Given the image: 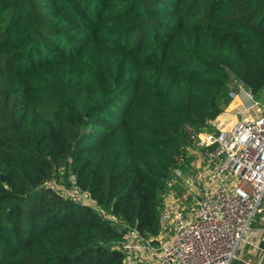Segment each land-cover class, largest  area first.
I'll return each instance as SVG.
<instances>
[{"label": "trees", "instance_id": "trees-1", "mask_svg": "<svg viewBox=\"0 0 264 264\" xmlns=\"http://www.w3.org/2000/svg\"><path fill=\"white\" fill-rule=\"evenodd\" d=\"M240 83L264 0H0V264H128Z\"/></svg>", "mask_w": 264, "mask_h": 264}, {"label": "built area", "instance_id": "built-area-1", "mask_svg": "<svg viewBox=\"0 0 264 264\" xmlns=\"http://www.w3.org/2000/svg\"><path fill=\"white\" fill-rule=\"evenodd\" d=\"M239 89L237 97L253 99ZM213 126L197 135L189 169L168 182L161 232L145 238L134 230L121 243L128 264H264V223H254L264 206V109Z\"/></svg>", "mask_w": 264, "mask_h": 264}, {"label": "rangeland", "instance_id": "rangeland-1", "mask_svg": "<svg viewBox=\"0 0 264 264\" xmlns=\"http://www.w3.org/2000/svg\"><path fill=\"white\" fill-rule=\"evenodd\" d=\"M241 95H243V96H238V97L236 96L234 98V100L231 102V104H230L232 107L231 109L236 107L238 104H241L242 110L245 111V112H243L245 114V117L250 116V115H251L250 117H252L254 114L253 113L254 110H253V108H250V106L255 101H258L260 103V105L256 108V110L259 112H262V110L264 109V91L258 95H254L253 99L250 98L249 95H246V91L241 92ZM222 115H224L228 119V121H231L230 118H231L232 113H231L229 108H227L222 113ZM245 117H244V115L241 114L239 119H242ZM194 149H195V145L189 148L190 156H192V152ZM49 185L55 187L58 190H60V188H61L62 190H60V191H62L65 195H70V196L72 195L77 200L82 201V202L87 203V204L91 203V201L88 197H86L85 195H83L82 193L77 191V189H75V188L71 189V190H67V189H64L63 186L58 185L54 182H51ZM263 204H264V200H263ZM261 212H263L262 215L260 214V216L259 215L256 216V220H255L256 222H254V223H256V225L264 223V206L262 207V210L260 211V213Z\"/></svg>", "mask_w": 264, "mask_h": 264}, {"label": "crops", "instance_id": "crops-1", "mask_svg": "<svg viewBox=\"0 0 264 264\" xmlns=\"http://www.w3.org/2000/svg\"><path fill=\"white\" fill-rule=\"evenodd\" d=\"M228 108L230 109V111L232 113L231 118H230L231 121H228V119L224 115L221 114L214 121V124H216L217 126H223L224 127L225 125L228 126V125L232 124L234 121H236L237 119H239V117H240L241 114L244 115V117H245V114L243 113L245 111L242 110L241 104H238L233 109H231L232 107H231V105H229ZM253 110H254L253 116L252 117H250L251 115L250 116H246V118H254V117H256V116H258L259 114L262 113V112L257 111L256 108H254ZM244 257H250V255L248 253H245L244 254ZM232 264H234V262ZM239 264H240V261H239Z\"/></svg>", "mask_w": 264, "mask_h": 264}, {"label": "water", "instance_id": "water-1", "mask_svg": "<svg viewBox=\"0 0 264 264\" xmlns=\"http://www.w3.org/2000/svg\"><path fill=\"white\" fill-rule=\"evenodd\" d=\"M126 228H122V230H125Z\"/></svg>", "mask_w": 264, "mask_h": 264}]
</instances>
